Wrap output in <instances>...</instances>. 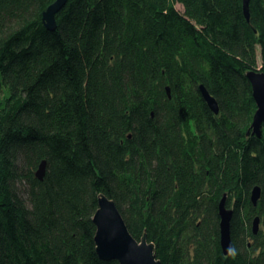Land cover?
<instances>
[{
    "label": "trees",
    "instance_id": "1",
    "mask_svg": "<svg viewBox=\"0 0 264 264\" xmlns=\"http://www.w3.org/2000/svg\"><path fill=\"white\" fill-rule=\"evenodd\" d=\"M54 1L0 0V264H119L96 252L100 195L161 264H264L245 77L264 72V0L249 21L242 0H68L51 31Z\"/></svg>",
    "mask_w": 264,
    "mask_h": 264
},
{
    "label": "water",
    "instance_id": "2",
    "mask_svg": "<svg viewBox=\"0 0 264 264\" xmlns=\"http://www.w3.org/2000/svg\"><path fill=\"white\" fill-rule=\"evenodd\" d=\"M68 0H55L42 14V21L48 30L56 28V15L65 6ZM249 1L242 0L243 13L249 21ZM251 89L252 97L256 105V111L247 134L251 133L257 137L261 136L264 127V72L256 69L245 73ZM169 90L167 89V93ZM203 100L214 114H218L219 108L216 100L208 91L200 86ZM46 162L42 161L35 172L37 179L42 180L45 175ZM260 198V188L254 187L250 194V201L255 206ZM220 218V246L224 255L233 251L230 235V221L232 211L226 208V196L224 195L218 206ZM96 231L94 236L95 248L102 260H115L119 264H161L156 258L154 245L147 241L146 235L138 241L132 237L127 226L117 209L114 201L104 195L98 197V207L93 216ZM259 220L256 218L252 224V232L258 231Z\"/></svg>",
    "mask_w": 264,
    "mask_h": 264
},
{
    "label": "rangeland",
    "instance_id": "3",
    "mask_svg": "<svg viewBox=\"0 0 264 264\" xmlns=\"http://www.w3.org/2000/svg\"><path fill=\"white\" fill-rule=\"evenodd\" d=\"M176 7H177V9L181 10V7L179 5H177ZM259 228H260V230H263V226L261 224L258 225V230H259Z\"/></svg>",
    "mask_w": 264,
    "mask_h": 264
}]
</instances>
